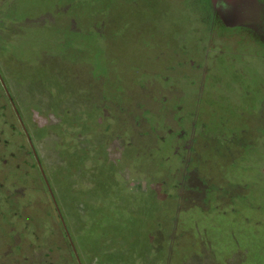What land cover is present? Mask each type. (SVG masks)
<instances>
[{
    "label": "rangeland",
    "instance_id": "rangeland-1",
    "mask_svg": "<svg viewBox=\"0 0 264 264\" xmlns=\"http://www.w3.org/2000/svg\"><path fill=\"white\" fill-rule=\"evenodd\" d=\"M198 1L0 0V264H74L39 180L75 264H264V0L234 29ZM199 65L206 108L180 102ZM189 112L174 165L158 139ZM22 229L60 244L5 258Z\"/></svg>",
    "mask_w": 264,
    "mask_h": 264
},
{
    "label": "flooded vegetation",
    "instance_id": "flooded-vegetation-1",
    "mask_svg": "<svg viewBox=\"0 0 264 264\" xmlns=\"http://www.w3.org/2000/svg\"><path fill=\"white\" fill-rule=\"evenodd\" d=\"M221 1H222V4L227 2L226 0H221ZM238 1L240 2L239 8H241V10L245 11V12L250 11L249 15L247 14L246 16H243V12H242V14L240 13V15L237 17L234 16V17H232V19H227V18L225 19L223 17H220V14H221L220 12H221V9L223 8L221 3H220V0H199L197 3L198 4L197 6H199V7L203 6L206 9L207 5H209L210 10L213 12L212 24L216 25L217 24L216 19H217L221 22V25L224 28L234 29V28H237L239 26H242L241 24L244 21L243 19H245V21H247V18L250 15L252 17L253 13L257 14V18L259 16V13H262V11H261L262 5H260V7L257 6V8L254 9L253 8L254 6H252L251 0H238ZM253 2H254V0H253ZM221 16H222V14H221ZM195 45L196 46H195V49L193 51L199 53V50H200L199 45L198 44H195ZM202 55H203V58L205 59L206 63H208V62L212 63V61L215 60V58L214 59L213 58L207 59V54H205V51L203 52ZM190 63L192 65V61H190ZM201 65L196 66L194 69L189 68V70H190L189 73H187L184 76L188 77V74H190V77L194 78L193 81L187 85L186 83L188 82V78H186L185 85L179 84L182 87L181 89H184V90H181V92L178 89H176V90H177V92H180L183 95V97L181 96L180 102H182V100H183V101H186L187 103L192 104L194 102V99L200 98L199 104H197L196 106L199 108V107H202L206 104V106H205V108H206L209 104L208 101L210 100L209 99L210 97L208 94H206L207 91H206V85L204 84V81L201 80V77L204 75V72L203 73L201 72V68H200ZM252 69H255V68H252ZM210 70H211L210 72L212 73L213 69L210 68ZM263 71H264V69L256 70V71L254 70L255 78H258L261 76H263V78H264V72ZM184 76L182 78L185 81ZM240 77H241V73H240ZM242 78L248 81V79H246L245 77L242 76ZM255 78H254V80H255ZM251 80L252 79H250V81ZM192 85H193V87H191ZM248 85L250 86L251 84H248ZM172 87L173 86H169L170 96L169 97L164 96L161 100L162 103L165 105L170 104V105L174 106L173 105L174 99L173 100L171 99V96L173 98V92H174V90H172ZM256 90H257V92H261V94H264V89H256ZM195 95H196V98H195ZM257 103L259 104V109L264 108L262 101L257 102ZM194 106H195V102H194ZM175 107L176 108L180 107V104L176 103ZM188 114H189L188 116L183 117L184 123L181 124V128H182L181 130L182 131L179 130L177 134L175 133L172 136L169 135L171 140H168V141L166 140V137H165V136H167L166 134H165V136L160 137L161 138L160 140L158 139V144H159L158 146H161V147H163L169 151L170 156L172 158L171 161H173L174 165H177L175 163H177L178 161L181 163L188 161L189 157L191 159V156H189V154H187V152H190V147H189V145H187V142L192 136L195 137V132L199 134L200 131L202 130L200 128V124H202V122L200 121L199 116L196 117L195 113H190V112ZM195 122H196V125H195ZM186 157H187V159H186ZM174 167L172 169H174ZM182 172L184 174V173H186V170H182ZM36 183H38L41 186V191H43L42 189H44V191H45V188H46L47 194L49 195L51 203H52L51 205L53 206V208L54 207L56 208V212L59 215L58 220L61 221L63 232H65V235H66L65 237L68 241V244H67L68 248L65 249L67 251L66 255H68L70 257V259L72 260V262L75 264L76 262H78V257H77V254L75 252V246H74L75 244L73 242L72 235L70 234V230L65 223L64 217H63L62 213L60 212L59 208L56 206L57 201L55 200L53 193L49 192L50 191L49 182H47L45 180H39ZM10 188H11L10 193H13V194L17 193L18 189L16 186L11 185ZM37 188H39V186H37ZM68 188H69V193H70V197H71L73 195L72 190H71V187L68 186ZM0 189H1V186H0ZM87 197H89V196H84V199L86 200ZM80 198L82 199V197H80ZM90 198H91V196H90ZM13 199H14V197L7 196L5 193L0 192V203H9V202H11V200L13 202H15L16 199H14V200ZM17 200H18V198H17ZM100 204L103 205V203H98V207H102V206H100ZM1 208H4V206L3 207L0 206V210H1ZM95 208H96L95 205L90 204V207H89L90 213ZM29 233H32L34 235V237H35L34 239H36L35 242L29 241L28 244L24 245L25 242H23V237H21V239L16 238L15 237L16 233H15L12 235V237L10 239L9 243H11V244H9V245L7 244L9 249L3 251L4 257L5 258L11 257L16 251L17 252L18 251H24L25 252L24 249L28 250L31 247L35 248V249H33L34 251L40 252V251H43V248H45V245L49 248H53V247L56 248L60 244L59 243V237L57 234H55V232L50 231L49 234H43L41 239H39L36 236V234L33 233L32 231H30ZM29 233H27L25 231V229L24 230L22 229L21 233L19 231V234H21V236H24V235L26 236ZM63 238H64V235H63ZM6 240H5V242H6ZM13 240H14V242H13ZM49 241H51L52 245H54V246H52ZM28 246H30V247H28ZM11 247H12V249H11ZM0 256H1V254H0ZM22 259H25V257H21V259L18 261L21 262ZM75 259H76V262H75ZM21 263H23V261ZM251 263L253 264L254 262L252 261Z\"/></svg>",
    "mask_w": 264,
    "mask_h": 264
},
{
    "label": "water",
    "instance_id": "water-1",
    "mask_svg": "<svg viewBox=\"0 0 264 264\" xmlns=\"http://www.w3.org/2000/svg\"><path fill=\"white\" fill-rule=\"evenodd\" d=\"M227 2L222 4V1L220 0V3L222 5L221 14L227 19H232L234 16H239L240 13L242 14L241 8H239V1L238 0H226ZM253 2V0H251ZM229 24V23H228Z\"/></svg>",
    "mask_w": 264,
    "mask_h": 264
}]
</instances>
